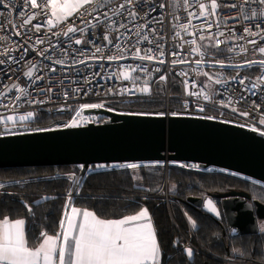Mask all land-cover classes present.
Here are the masks:
<instances>
[{"label":"built area","instance_id":"1","mask_svg":"<svg viewBox=\"0 0 264 264\" xmlns=\"http://www.w3.org/2000/svg\"><path fill=\"white\" fill-rule=\"evenodd\" d=\"M37 2L46 4V0ZM199 2L93 0L68 19L54 21L53 27L46 23L51 18L46 7L32 8L30 0H2L0 118L13 116L20 122L19 117L28 113H45L58 119L57 127L73 121L76 125L100 124L109 116L87 113V109L123 112L111 106L161 100L163 115L214 118L264 134V124L260 123L264 119V67L247 65L248 61L264 60L258 50L264 46V4L260 0H217L216 14L206 22L199 17ZM203 2L210 6V0ZM130 12L138 13L135 19ZM33 16L31 22L24 23ZM184 25H188L186 30ZM69 27L78 30L68 33ZM105 35L111 44L103 39ZM77 39L82 43L76 44ZM191 40L196 43H188ZM252 40L258 43H249ZM97 47L100 52H96ZM137 51L152 59H139ZM110 56L123 58L109 60ZM125 72L130 77L127 80ZM242 79L244 84L239 82ZM145 86L148 93L140 91ZM7 124L0 122V129ZM67 195L75 198L79 192L70 189ZM166 202L170 204L169 199ZM186 221L193 237L187 215ZM184 237H176L173 245L195 250L192 240Z\"/></svg>","mask_w":264,"mask_h":264},{"label":"trees","instance_id":"2","mask_svg":"<svg viewBox=\"0 0 264 264\" xmlns=\"http://www.w3.org/2000/svg\"><path fill=\"white\" fill-rule=\"evenodd\" d=\"M111 107L127 113L160 114L164 112V101H138ZM19 121L32 125V129L57 127L58 123V119L45 113ZM125 164L103 163L106 167L97 170L92 169L101 164H92L78 186L65 176L73 172L80 175L82 166L78 164L0 168V217L25 218L27 235L37 245L42 231L60 230L69 201L105 218L147 206L153 212L162 246L172 252L165 264H264V219L259 221V233L233 236L225 215L217 220L202 207L188 202L190 197L205 198L237 190L248 192L254 202L264 203V183L225 169L191 168L190 164L185 167L179 162L138 163L136 169ZM70 189H76L79 195L73 199L67 197ZM21 199L33 207L34 214H30ZM215 200L224 214L223 198ZM188 214L195 222L193 237L188 233ZM171 215L183 234L178 233ZM176 235L192 240L196 249H192L191 256L181 245L172 246Z\"/></svg>","mask_w":264,"mask_h":264},{"label":"water","instance_id":"3","mask_svg":"<svg viewBox=\"0 0 264 264\" xmlns=\"http://www.w3.org/2000/svg\"><path fill=\"white\" fill-rule=\"evenodd\" d=\"M87 113L109 116L104 123L32 129L22 122L0 129V168L78 164L80 184L92 164L170 162L216 167L264 183V134L208 117L124 113L106 108ZM168 182V181H167ZM215 198H223V211ZM211 200L216 213L206 206ZM26 207H33L25 200ZM188 202L217 220L224 215L231 234H256L264 219V203L246 191H229ZM218 213V214H217Z\"/></svg>","mask_w":264,"mask_h":264},{"label":"snow or ice","instance_id":"4","mask_svg":"<svg viewBox=\"0 0 264 264\" xmlns=\"http://www.w3.org/2000/svg\"><path fill=\"white\" fill-rule=\"evenodd\" d=\"M126 2L130 4L132 0H126ZM260 2L264 4V0H260ZM0 3H2V0H0ZM89 3H91V0H71V2L69 0H64V2H61V0H46V4L42 6L38 4L37 0H30L32 8L46 7L48 9L51 18L46 23L53 27L55 26L54 21L58 23L61 20H66L83 5ZM120 7L123 8L124 5ZM218 7L217 0H210V6L200 0L199 8L201 11L199 17L205 18L207 22L208 17L216 14ZM232 7H236V5L233 4ZM129 15L135 19L138 13L130 12ZM190 15L195 14L190 13ZM261 15L264 16V13H261ZM34 18V16L28 17L24 23L27 24ZM39 27V25H36L37 30H39ZM121 27L127 26L121 25ZM183 27L186 30L188 25ZM208 28H211L210 23H208ZM77 30L75 27H69L67 32L74 33ZM244 31L250 35L254 34L251 29H245ZM16 35H19V32ZM219 35L222 36L223 33ZM103 39L108 40L110 44L112 43L107 35ZM144 39L147 40V37L145 36ZM200 39L203 40L205 37L202 35ZM75 43L81 44L82 41L77 39ZM188 43L195 44L196 41L191 40ZM249 43L255 45L258 41L252 40ZM116 47L119 49L120 45L117 44ZM258 50L261 54H264V46L259 47ZM100 51L101 49L97 47L96 52ZM193 51L199 52V49L194 48ZM161 55H163V52H161ZM136 56L142 60L152 59L147 54L140 56L139 51H137ZM117 58L123 57H108L109 60ZM159 62L163 63L162 60ZM197 63L199 64L200 61H197ZM256 63L264 67V60L248 61L247 65L251 66ZM27 75L31 76L32 72L29 71ZM123 77L125 80L130 78L127 72L123 74ZM160 79L163 80L165 77L161 76ZM257 79H261V77ZM239 82L244 84L243 79ZM140 91L148 93L149 88L145 86ZM205 99H208V97L206 96ZM87 107H101V105H88ZM242 115L247 114L242 113ZM31 116L32 113H28L27 116H20L19 119L26 120ZM4 119L12 121L15 118L7 116L6 118H0V122H3ZM260 123L264 124V119ZM68 126L75 127L77 125L73 121ZM126 167L136 169L139 165L128 164ZM206 206L209 211L216 213V208L211 200L207 201ZM69 207H71V201L66 205L64 218L60 221V232L56 236L42 233V242L34 249L28 246L23 219L13 221L5 217L0 220V264H161V249L147 208L140 210L137 214L121 219L104 220L98 218L94 212L86 209L81 210L71 207V211L68 212L67 208ZM29 211H31V208H29ZM193 226H195V222H193ZM187 253L188 256H191L192 250L188 249Z\"/></svg>","mask_w":264,"mask_h":264},{"label":"crops","instance_id":"5","mask_svg":"<svg viewBox=\"0 0 264 264\" xmlns=\"http://www.w3.org/2000/svg\"><path fill=\"white\" fill-rule=\"evenodd\" d=\"M91 1H93V0H91ZM86 5H87V4H86ZM65 176H66V177H69V178H71V179L75 178V175H71V174H69V175H65ZM77 186H78V185H77ZM67 193H68V192H67ZM66 195H67V194H66ZM67 197L73 199L72 197H70V196H68V195H67ZM71 207H75V208H78V209H81V210H85V209H86V210L92 211V212L95 213V215H96L98 218H100V219H104V220H117V219H121V218H124V217L129 216V215L137 214L140 210H142V209H144V208H147V209H148V212H149V215H150V217H151V221H152V223H153L154 229H155V233H156V237H157V240H158V243H159L160 249H161V253H160V262H161V264H165V261L167 260V258L172 254V252L169 251V248L166 249V248H164V246H162V243H161L160 238H159V234H158L157 226H156V223H155V221H154L153 212H152V210H151L149 207H147V206H143L141 209H139V210H137V211H134V212H131V213H127V214H124V215L119 216V217H112V218H105V217H102V216H100L98 213H96L94 210H91V209H88V208H83V207H81V206H77V205H75L72 201H71ZM71 207L67 208V211H68V212L71 211ZM3 218H5V217H0V220H2ZM63 218H64V214H63L62 219H63ZM16 219H23V220L25 221V235H26V240H27L28 246L31 247V248H33V249L36 248V247L42 242L43 237L40 238V241H39V243H38L37 245H34V243H35V239H34L32 236H31V238H30V234L27 235V220H26L25 218H23V217L10 218V220H13V221L16 220ZM78 219H79V218H78ZM60 230H61V229H60ZM60 230H59L57 233H59ZM42 233H45V231H42ZM42 233H41V234H42ZM57 233H47V234H48V235H52V236H56ZM41 234H40V236H41ZM172 246H174V245H172ZM247 264H255V263H247Z\"/></svg>","mask_w":264,"mask_h":264},{"label":"rangeland","instance_id":"6","mask_svg":"<svg viewBox=\"0 0 264 264\" xmlns=\"http://www.w3.org/2000/svg\"><path fill=\"white\" fill-rule=\"evenodd\" d=\"M61 2H64V0H61ZM69 2H71V0H69ZM86 5H83L81 8H79L77 11H79L80 9H83L84 7H85ZM76 11V12H77ZM75 12V13H76ZM74 13V14H75ZM69 18V17H68ZM67 18V19H68ZM61 21H64V20H61ZM220 74V76H223L224 75V72H220L219 73ZM213 76L214 77H217L216 76V73L214 72V74H213ZM218 79H219V77H217ZM24 116H27V115H24ZM35 116V115H34ZM34 116H32V118H34ZM7 116H3V117H1V118H6ZM29 119V118H28ZM19 120H21V119H19ZM15 121H16V119H14V120H12V121H8V120H6V119H4L3 120V122H6V123H10V124H13V123H15ZM121 164H123V163H121ZM128 164H137V165H139L137 162H131V163H127V164H125V166L126 165H128ZM183 165L185 166V167H188L189 166V164L188 163H183ZM191 166H189V167H191V168H196V166H197V164H190ZM104 167H106V165L104 166L103 164H101V165H99V166H96V168H94V169H92V170H97L98 168L99 169H102V168H104ZM209 169H219V168H216V167H211V168H209ZM81 171H82V168H81ZM89 172V170L86 172V174ZM69 174H71V175H75V178H73L72 179V181H73V184H77L76 182H78V180H79V177H80V175H77L76 173H68V174H66V175H69ZM81 174V173H80ZM86 174H85V176H86ZM84 176V177H85ZM83 180V179H82ZM168 181V180H167ZM82 182V181H81ZM80 182V183H81ZM80 185V184H79ZM166 186H168V183L166 184ZM72 187H74V185L72 186ZM71 187V188H72ZM173 218H174V215H173ZM187 220L189 221V223H190V226H191V228H194V226H193V222H194V219L192 218V216L191 215H189L188 214V216H187ZM178 233H179V231H178ZM183 233H184V231H183ZM176 237H179V235H176ZM181 237V236H180ZM188 250V249H187ZM192 250V249H191ZM201 251V250H200Z\"/></svg>","mask_w":264,"mask_h":264}]
</instances>
